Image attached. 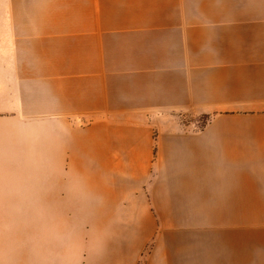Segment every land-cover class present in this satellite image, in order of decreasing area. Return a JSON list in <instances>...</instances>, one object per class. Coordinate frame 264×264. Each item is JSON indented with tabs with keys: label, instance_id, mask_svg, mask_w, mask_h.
Wrapping results in <instances>:
<instances>
[{
	"label": "crops",
	"instance_id": "obj_1",
	"mask_svg": "<svg viewBox=\"0 0 264 264\" xmlns=\"http://www.w3.org/2000/svg\"><path fill=\"white\" fill-rule=\"evenodd\" d=\"M8 88L13 117L47 121L27 188L93 217L81 263L264 264V0H0Z\"/></svg>",
	"mask_w": 264,
	"mask_h": 264
},
{
	"label": "rangeland",
	"instance_id": "obj_2",
	"mask_svg": "<svg viewBox=\"0 0 264 264\" xmlns=\"http://www.w3.org/2000/svg\"><path fill=\"white\" fill-rule=\"evenodd\" d=\"M10 90L8 102L0 104V204L5 203L0 206V264H83L93 253V247H85V243H93V217L49 215L45 192L27 188L30 181L38 183L31 188H41V181L45 182L47 121L13 117ZM211 117L207 113H162L147 122L164 132L187 131L204 127ZM66 122L82 124L73 119ZM29 130H35V137L25 134ZM15 199L26 201L21 200L22 207H14ZM28 200L39 208L25 206ZM79 218L89 227H80ZM90 234L91 241H83Z\"/></svg>",
	"mask_w": 264,
	"mask_h": 264
},
{
	"label": "clouds",
	"instance_id": "obj_3",
	"mask_svg": "<svg viewBox=\"0 0 264 264\" xmlns=\"http://www.w3.org/2000/svg\"><path fill=\"white\" fill-rule=\"evenodd\" d=\"M28 136L35 137V130H29L27 133H25Z\"/></svg>",
	"mask_w": 264,
	"mask_h": 264
}]
</instances>
